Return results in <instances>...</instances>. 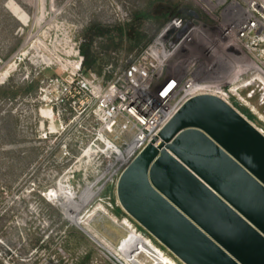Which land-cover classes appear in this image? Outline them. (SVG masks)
Returning a JSON list of instances; mask_svg holds the SVG:
<instances>
[{
	"label": "rangeland",
	"instance_id": "374dc122",
	"mask_svg": "<svg viewBox=\"0 0 264 264\" xmlns=\"http://www.w3.org/2000/svg\"><path fill=\"white\" fill-rule=\"evenodd\" d=\"M249 20L256 23V35L264 34V0H0V264H45L53 255L58 264H89L91 259L117 264L52 205L56 189L47 200L36 192L43 185L31 184L39 169L32 166L37 149L26 98L41 74H52L46 64L65 58L71 47H78L79 56L86 48L95 56L91 71L106 80L112 71L105 64L114 68L120 60L123 67L165 24L195 25L200 30L196 44L178 57L191 59L192 76L216 79L224 89L236 85L227 78L246 69L238 82L247 83L239 88L240 98L230 96L226 102L264 135V62L259 57L264 45L248 40L231 45L228 37L234 25ZM81 67L89 70L82 58ZM168 69L185 72L182 64ZM116 208L89 221L98 239L111 247L127 234L121 225L125 214Z\"/></svg>",
	"mask_w": 264,
	"mask_h": 264
},
{
	"label": "built area",
	"instance_id": "2783aa9c",
	"mask_svg": "<svg viewBox=\"0 0 264 264\" xmlns=\"http://www.w3.org/2000/svg\"><path fill=\"white\" fill-rule=\"evenodd\" d=\"M254 29L250 20L234 25L233 36L227 35L231 37L229 43L242 44L248 40L254 46L264 45V34L256 35ZM199 32L197 26L187 23L165 24L149 43L124 60L123 67L120 60L114 68L110 62L105 64L104 68L112 71L106 80L94 71L82 69L78 47L64 51L65 58L46 64L54 70L52 74L40 75L35 90L26 98L25 113L33 124L32 144L37 149L32 166L39 169L31 184L43 185L40 191L36 190L41 197L46 198L49 189L61 185L71 192L74 202L86 199L79 209L80 215L91 210L105 214L107 209L120 208L115 195L120 173L187 99L199 94L215 95L225 103L230 96L240 98L239 88L247 83L238 82L246 69L227 78L226 83L236 85L224 89L216 79L192 76L191 59L178 57L196 44ZM244 47L249 50L248 45ZM259 57L264 62V47ZM181 64L185 68L183 74L168 72L169 65ZM124 214L122 220H127L130 226L127 230L139 234L148 247L143 251L136 244L127 263L166 264L160 256H170ZM116 249L119 251V243ZM103 251L104 258L122 264ZM58 262L59 258L53 255L45 264ZM89 264L99 261L91 259Z\"/></svg>",
	"mask_w": 264,
	"mask_h": 264
},
{
	"label": "water",
	"instance_id": "95a60500",
	"mask_svg": "<svg viewBox=\"0 0 264 264\" xmlns=\"http://www.w3.org/2000/svg\"><path fill=\"white\" fill-rule=\"evenodd\" d=\"M115 195L183 264H264V135L215 95L187 99Z\"/></svg>",
	"mask_w": 264,
	"mask_h": 264
},
{
	"label": "bare ground",
	"instance_id": "6f19581e",
	"mask_svg": "<svg viewBox=\"0 0 264 264\" xmlns=\"http://www.w3.org/2000/svg\"><path fill=\"white\" fill-rule=\"evenodd\" d=\"M233 33L234 32L231 29V36H233ZM52 190L53 189H49L48 193ZM48 193L46 194L47 200H48V198H47ZM50 201H51L52 205H56L59 207V209L61 210L62 216H64L66 218V220H68L74 226L78 227V229L80 231H82L89 238H91V240H94V242H96L104 250H106L109 253H111L112 255H114L116 258H118V260L120 259L122 264H128L127 263L128 262L127 257H129V255L133 254V251L136 249V244L139 243L138 247L140 249H142L143 251L148 250L147 245L144 243V241L142 242V240L140 239V235L137 234L136 232H132L130 230H127V234L125 236H123L121 239L119 238L120 239L118 242L119 243V251H117L116 247H111L106 242H103L100 238L98 239V237L96 236V234L94 233V231L90 227L89 221H91L95 216H99L100 214H97L95 212V210H91L90 213H88V216L83 215V214L80 215L79 209H81L82 205L86 202V199L84 198V199H80L79 201L74 202L72 199L71 192L64 189L61 185H58L56 191L51 193ZM102 210L103 209H101V211ZM121 225H123L125 227H130L129 222L125 219H123V221L121 222ZM145 242H146V240H145ZM151 247L154 248L155 251L158 252V254L161 253L160 250L156 249V247H154V246H151ZM160 257L164 262H166V264H176L167 255L161 254Z\"/></svg>",
	"mask_w": 264,
	"mask_h": 264
},
{
	"label": "trees",
	"instance_id": "16d2710c",
	"mask_svg": "<svg viewBox=\"0 0 264 264\" xmlns=\"http://www.w3.org/2000/svg\"><path fill=\"white\" fill-rule=\"evenodd\" d=\"M81 58H82V66L83 68H87L89 70H92L91 67L93 66L94 64V61H95V56L93 54H90L88 53L87 49L85 48H82L81 50ZM93 68V67H92ZM94 71V70H93ZM116 212H120L119 209L116 208Z\"/></svg>",
	"mask_w": 264,
	"mask_h": 264
}]
</instances>
